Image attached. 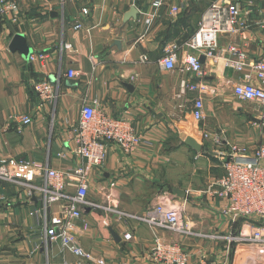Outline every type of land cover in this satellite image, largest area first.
<instances>
[{"label":"crops","instance_id":"obj_1","mask_svg":"<svg viewBox=\"0 0 264 264\" xmlns=\"http://www.w3.org/2000/svg\"><path fill=\"white\" fill-rule=\"evenodd\" d=\"M150 1L18 0L16 16L0 18V163L25 160L60 171L81 165L71 130L83 103L94 105L106 116L133 125L145 144L131 158L111 146L103 165L88 173L89 200L135 215L169 196L183 208L192 231L207 236L158 233L165 242L181 244L190 254V264L201 259L264 264L259 259L264 250L258 245L229 243L228 238L251 226L224 217L222 204L208 192L224 174L216 152L235 144L252 156L264 142L256 109L232 94L231 85L242 75L225 69L222 59L204 62L203 79L158 65L169 44L177 47L179 57L193 54L185 43L215 0L193 2L177 16L169 9L179 6L180 0H168L145 31L139 11L145 12ZM231 1L242 8L247 28L241 34L220 35L218 51L246 45L247 55L257 59L264 49V33L258 26L264 19L262 3ZM133 5L137 15L131 12ZM77 24L82 25L79 31L73 29ZM33 53L48 56L44 66L28 62ZM69 69L78 72V79L65 77ZM36 81L53 84L57 100L40 105L31 90ZM182 81L204 82L210 90L203 97L201 122L191 116L196 95L180 96ZM22 115L31 118L30 126L19 125ZM203 133L212 139H202ZM214 135L221 139L220 145L214 143ZM187 140L199 145L200 152L192 150ZM42 209L38 194L28 201L22 190L0 183V264H76L81 259L78 253L88 257L84 264H150L147 256L154 237L147 226L117 221L104 211H86L74 221L66 243L59 240L45 247ZM60 213L54 204L47 221ZM127 231L133 238L130 242L123 238Z\"/></svg>","mask_w":264,"mask_h":264},{"label":"built area","instance_id":"obj_2","mask_svg":"<svg viewBox=\"0 0 264 264\" xmlns=\"http://www.w3.org/2000/svg\"><path fill=\"white\" fill-rule=\"evenodd\" d=\"M131 1L135 3V0ZM167 1L151 0L145 12L139 11L145 31L151 28ZM201 1L203 0H180L179 6L169 9L170 14L177 16L193 2ZM260 1L264 8V0ZM18 11V0H0L1 19L15 17ZM82 12L87 14L84 9ZM197 26L194 35L185 43L193 54L183 53L179 57L177 47L169 44L163 48L158 63L160 69L203 79L206 74L199 57L203 56L205 61L210 62L222 59L225 69L242 75L240 80L231 85L233 96L238 102L250 104L256 109L258 124L264 129V49L254 60L247 55L246 45L243 48L229 45L226 50L218 51L217 40L220 35L241 34L247 28L246 21L242 18V8L231 0L212 1L201 15ZM258 26L264 33V19L259 21ZM81 28L80 24L73 27L76 31ZM47 60L48 56L43 53H33L28 57L29 63L38 62L43 66ZM65 77L75 80L79 74L69 69ZM31 90L40 105L51 104L58 98L54 85L46 81L34 82ZM179 91L180 96L186 92L196 95L191 116L196 123L201 122L204 119L203 97L210 91L208 86L204 82L189 84L182 81ZM80 110L79 121L71 133L77 143L75 155L81 159V165L60 171L25 160L4 159L0 163V183H9L22 190L28 201L35 198L36 194L41 198L43 209L39 212L43 217L42 241L45 247L59 240L66 243L68 232L74 228V221L81 220L86 211H104L117 221H131L147 226L154 237L147 256L150 264H190V254L183 250L181 244L165 242L158 233H171L186 238L207 236L192 231L189 222L185 220L183 208L174 204L171 197H164L144 213L135 215L88 199V173L93 167L100 168L103 165L110 147L114 146L124 157L131 158L145 141L133 125L122 118H110L102 110L85 102ZM17 121L24 127L32 124L28 115L19 116ZM201 138L212 139L207 133H203ZM213 141L216 145L221 144V139L216 135L213 136ZM215 154L224 174L209 185L208 192L222 204L220 213L224 217L241 220L251 226L248 231H241L238 236L228 238L229 243L255 244L264 250V142L253 151L252 156L246 155V150L235 144H230L226 151ZM54 204L61 208L60 216L47 221L48 211ZM123 238L125 242L133 239L130 231L124 233ZM77 255L81 259L76 264H84L82 260L88 257L80 253ZM259 259L264 262L263 257ZM197 264L215 263L201 259Z\"/></svg>","mask_w":264,"mask_h":264},{"label":"water","instance_id":"obj_3","mask_svg":"<svg viewBox=\"0 0 264 264\" xmlns=\"http://www.w3.org/2000/svg\"><path fill=\"white\" fill-rule=\"evenodd\" d=\"M131 12H133L134 15H137L138 14V11L135 10L134 6L131 7ZM200 58V62L202 64H204L205 62V58H203V56L199 57ZM187 144L189 147H191L192 150H194L196 153L200 152L201 150V147L199 145H196L194 143L193 140H187ZM176 194H179L180 197H183V193L180 194L179 191H175Z\"/></svg>","mask_w":264,"mask_h":264},{"label":"rangeland","instance_id":"obj_4","mask_svg":"<svg viewBox=\"0 0 264 264\" xmlns=\"http://www.w3.org/2000/svg\"><path fill=\"white\" fill-rule=\"evenodd\" d=\"M243 2H252L258 5V2H260V0H242Z\"/></svg>","mask_w":264,"mask_h":264}]
</instances>
